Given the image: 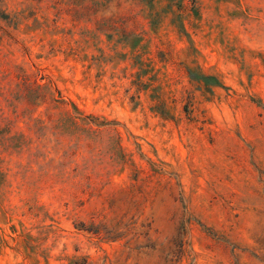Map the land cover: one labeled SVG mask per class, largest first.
<instances>
[{
    "label": "rangeland",
    "instance_id": "rangeland-1",
    "mask_svg": "<svg viewBox=\"0 0 264 264\" xmlns=\"http://www.w3.org/2000/svg\"><path fill=\"white\" fill-rule=\"evenodd\" d=\"M0 264H264V0H0Z\"/></svg>",
    "mask_w": 264,
    "mask_h": 264
}]
</instances>
